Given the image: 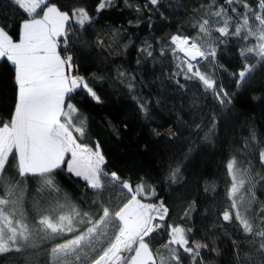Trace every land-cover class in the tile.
I'll return each mask as SVG.
<instances>
[{
    "label": "snow or ice",
    "instance_id": "snow-or-ice-1",
    "mask_svg": "<svg viewBox=\"0 0 264 264\" xmlns=\"http://www.w3.org/2000/svg\"><path fill=\"white\" fill-rule=\"evenodd\" d=\"M11 3L27 18L20 25L18 38L7 24H0V58L14 66L17 86L11 115L0 120V254L17 253L25 264H35L34 258L43 252L49 253L52 264H208L204 254H219L218 249L196 239L193 227L168 223L170 209L152 183L141 177L133 184L117 172H109L99 143L93 148L82 142L88 132L87 118L73 103V94L83 91L98 104L102 100L92 86L94 78L77 74L76 54L106 46V33H95L91 42L84 35L97 18L71 0V6H58L51 0ZM114 3L98 0L97 13ZM159 3L147 0L144 8ZM192 11L200 13L192 24L197 35L170 37L177 60L175 75L199 80L206 93L227 106L232 97L211 74L200 71L199 60L222 67L215 63L217 47L224 43L223 38L235 37L243 42L239 49L242 67L233 75L237 86L247 84L264 63V0H255V6L249 0H206ZM213 32L219 36L213 38ZM117 36L118 31L108 38V47ZM150 48L146 45L141 51L151 56ZM251 58L257 62L249 63ZM117 78L129 91L134 90V77L117 70ZM176 83L184 88L179 79ZM133 99L147 117L149 101ZM192 103L195 107L198 101ZM178 123L195 135L202 131L201 124L187 125L182 118ZM216 126L213 114L203 141L212 142ZM253 141L259 143L255 156L250 151ZM192 151L190 148L181 160L169 165L170 183H180ZM237 151L241 156L232 155L226 163L229 205L214 227L225 234L228 228H235L242 236L232 239L234 264H264V201L257 197V187L264 189V172H256L248 159H258L264 168V139L251 131L242 137ZM62 173L83 182L81 201L95 211L85 210L64 190ZM30 182L36 184L34 196ZM117 190L120 195L114 197ZM210 190L214 192L215 186L204 188L205 193ZM89 195L91 200L86 199ZM196 209L193 200L182 217H191ZM153 234L165 236L156 247L150 242Z\"/></svg>",
    "mask_w": 264,
    "mask_h": 264
},
{
    "label": "trees",
    "instance_id": "trees-1",
    "mask_svg": "<svg viewBox=\"0 0 264 264\" xmlns=\"http://www.w3.org/2000/svg\"><path fill=\"white\" fill-rule=\"evenodd\" d=\"M51 2L71 6L69 0ZM249 2L255 6V0ZM71 3L85 6L89 14L97 18L84 33L90 42L97 32L107 34L104 48L92 47L76 54L77 74L94 78L92 86L102 100L98 104L83 91L73 94V103L87 118L88 132L82 142L93 148L99 143L109 172L115 171L133 184L141 177L152 183L170 209L168 223L193 227L196 239L218 249L219 254H204L208 264H234L232 239L239 240L242 236L235 228H228V234H225L214 225L229 205L226 197L229 185L227 161L232 155L241 156L237 148L242 137H248L251 131L264 139V63L257 67L247 84L237 86L233 73L242 67L239 49L243 42L231 36L223 38L224 43L217 47L215 60L222 67H213L207 60L198 63L200 71L211 74L217 85L232 97L231 104L221 106L211 93L204 91L199 80H185L183 76L175 75L177 60L171 51L172 35H197L192 24L200 13H193L192 9L206 0H160L157 6L149 5L147 9L144 8L147 0H115L112 7L99 13L96 11L98 0H71ZM137 7L140 11L136 10ZM25 18L26 14L11 0H0V24H7L14 38H18ZM116 31L118 36L108 47V38ZM217 36L218 33H212L213 38ZM146 45H151V56L141 51ZM256 62V58L249 60L252 64ZM117 70L135 78L133 91L120 82ZM14 75V66L6 58H0V120L6 121L15 106L17 86ZM177 79L184 88L177 85ZM133 96L149 101L147 117ZM193 100L198 101L195 107ZM213 114L217 126L212 142L208 143L202 137ZM178 118L187 125L201 124L202 131L199 135L193 134L188 127L178 123ZM165 131L175 133L176 138L164 137L161 133ZM258 147V141L250 145L254 156ZM190 148L193 151L180 183H170L167 180L169 165L181 160ZM248 159L256 172H264L258 159ZM61 176L64 190L85 210L95 211V207L81 201L83 182L63 173ZM206 186L210 189L215 186V191L205 193ZM30 188L31 196H34L36 184L30 182ZM112 195L119 197L120 193L117 190ZM257 197L264 201V189L259 186ZM86 199L91 200V195ZM193 200L197 201L196 212L191 217H182L183 210ZM26 207L31 211L27 201ZM164 239L163 234H153L150 242L156 247ZM34 260L35 264H52L48 252ZM0 264H25V260L17 253H3L0 254Z\"/></svg>",
    "mask_w": 264,
    "mask_h": 264
},
{
    "label": "rangeland",
    "instance_id": "rangeland-1",
    "mask_svg": "<svg viewBox=\"0 0 264 264\" xmlns=\"http://www.w3.org/2000/svg\"><path fill=\"white\" fill-rule=\"evenodd\" d=\"M164 137H167V138H170V137H172L173 135H172V133L170 132V131H165L164 133H161ZM170 139H172V138H170Z\"/></svg>",
    "mask_w": 264,
    "mask_h": 264
},
{
    "label": "water",
    "instance_id": "water-1",
    "mask_svg": "<svg viewBox=\"0 0 264 264\" xmlns=\"http://www.w3.org/2000/svg\"><path fill=\"white\" fill-rule=\"evenodd\" d=\"M181 55H182V54H181ZM202 61H203V59L199 60V63L202 62ZM193 63L195 64V63H197V62L193 61Z\"/></svg>",
    "mask_w": 264,
    "mask_h": 264
},
{
    "label": "crops",
    "instance_id": "crops-1",
    "mask_svg": "<svg viewBox=\"0 0 264 264\" xmlns=\"http://www.w3.org/2000/svg\"><path fill=\"white\" fill-rule=\"evenodd\" d=\"M11 63V62H10Z\"/></svg>",
    "mask_w": 264,
    "mask_h": 264
}]
</instances>
